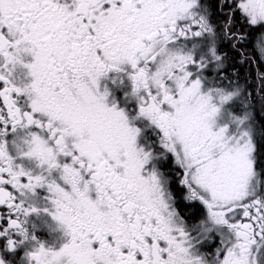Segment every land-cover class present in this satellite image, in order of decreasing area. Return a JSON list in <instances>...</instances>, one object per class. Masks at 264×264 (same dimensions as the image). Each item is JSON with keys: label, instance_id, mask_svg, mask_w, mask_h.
Instances as JSON below:
<instances>
[{"label": "snow or ice", "instance_id": "6c2138e0", "mask_svg": "<svg viewBox=\"0 0 264 264\" xmlns=\"http://www.w3.org/2000/svg\"><path fill=\"white\" fill-rule=\"evenodd\" d=\"M253 64L264 0H0V264H264Z\"/></svg>", "mask_w": 264, "mask_h": 264}, {"label": "flooded vegetation", "instance_id": "af4514ba", "mask_svg": "<svg viewBox=\"0 0 264 264\" xmlns=\"http://www.w3.org/2000/svg\"><path fill=\"white\" fill-rule=\"evenodd\" d=\"M252 43L253 41L251 37H249L248 42L244 44V48L241 50L245 52H251ZM237 67H239V65H237ZM257 70L258 69L255 64H253L251 71H249L247 67L240 68V73H241L240 84L242 87H246L247 92L251 94L249 96V99L245 103L254 105V113L257 115V117H260V116H264V104H262L261 101V95L259 93V87H258V80L256 79ZM232 71L233 70L230 69L229 74H231ZM245 76L247 77V84H245V80H244ZM224 83L227 84L228 81L224 80ZM253 97L255 98L253 99ZM241 107H242L241 101H237L236 105H234V108L237 111L241 110Z\"/></svg>", "mask_w": 264, "mask_h": 264}]
</instances>
